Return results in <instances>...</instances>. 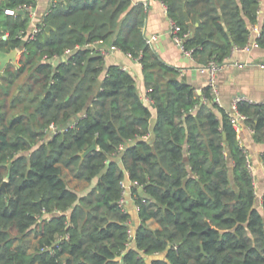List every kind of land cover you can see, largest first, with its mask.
I'll use <instances>...</instances> for the list:
<instances>
[{"label": "trees", "instance_id": "trees-1", "mask_svg": "<svg viewBox=\"0 0 264 264\" xmlns=\"http://www.w3.org/2000/svg\"><path fill=\"white\" fill-rule=\"evenodd\" d=\"M161 1L201 65L244 46L251 24L264 48V0ZM22 4L35 0H0V48L21 49L0 78V264H264V193L257 204L237 128L208 86L198 93L152 48L145 5L54 1L24 39L29 15L6 12ZM109 37L141 63L150 103L131 72L86 45ZM236 108L264 142V101ZM126 178L133 240L118 202Z\"/></svg>", "mask_w": 264, "mask_h": 264}, {"label": "crops", "instance_id": "crops-1", "mask_svg": "<svg viewBox=\"0 0 264 264\" xmlns=\"http://www.w3.org/2000/svg\"><path fill=\"white\" fill-rule=\"evenodd\" d=\"M53 2L54 0H35L30 12L28 9H20V12H25L29 15L27 30H31L33 26L42 23L44 15ZM132 2H140L145 5L146 16L143 30L146 39L151 38L149 43L152 48L164 62L178 69L179 77L191 84L198 93H201L208 84V71L205 67H201L202 65L192 55L182 51L173 39L169 32L170 20L165 4L161 0H132ZM153 35L156 38H152ZM112 40L113 37H109L97 44V47L108 50V53L104 55L105 65L116 63L131 72L135 78L139 93L141 95L146 94L147 89L144 83L141 63L119 48H112ZM19 56L20 51L18 50L17 60ZM60 57L63 59L62 56ZM60 57H57V59ZM235 62H239V64H235ZM216 81L218 104L224 107L228 113L233 112L232 101L236 96H240L250 102H263L264 48L257 44L249 51H232L226 58L224 65L217 72ZM237 135L241 146L251 159V161H248L254 177L256 202L260 204L261 196L264 193V166L260 158V155L264 153V142L254 140L252 129L245 121L239 122ZM257 194L260 197L259 199H257ZM124 208L130 213L133 229L140 221L137 205L130 193L126 196Z\"/></svg>", "mask_w": 264, "mask_h": 264}, {"label": "built area", "instance_id": "built-area-1", "mask_svg": "<svg viewBox=\"0 0 264 264\" xmlns=\"http://www.w3.org/2000/svg\"><path fill=\"white\" fill-rule=\"evenodd\" d=\"M54 1H58V0H54ZM33 5L32 4H22L19 5L16 9H6V12L8 13H15V11L17 9H21V10H25L28 9V11L30 12L32 9ZM170 20V29L169 32L172 35L173 39L175 40V42L177 43V45L181 48L182 51H184L185 53H188L191 55V51L184 48L183 45V37L180 36L178 34V30L179 27L178 25L169 17ZM40 30V26L39 25H35L33 26V28L31 30H21L20 31V36L23 37L24 39H32L34 38V36L36 35V33ZM260 34V29L258 27V25H250V36H249V41L242 47H233L232 51L235 50H246L249 51L253 46L257 45L256 42V37ZM152 38H156L155 35L152 36ZM148 42L151 41V38L147 39ZM100 43L99 41H95L92 43H88L86 45L91 46V47H95L98 51H100V53L104 55H106L108 53V50L106 49H102L100 47H97V44ZM112 48L116 47L115 45L111 46ZM19 51H21V49H18ZM231 51V53H232ZM230 53V54H231ZM229 54V55H230ZM228 55V56H229ZM228 56L226 58H228ZM62 58L65 59V54L62 55ZM226 58L224 59V61L222 63L218 62L215 59H210L207 61L206 64L202 65L201 67H205L208 71V84L207 86L209 87L210 93L212 94L214 101H216L217 103L219 102V98H218V89H217V81H216V77H217V72L219 71V69L221 68L222 65H224V63L226 62ZM138 60V59H137ZM235 64H239V62H235ZM143 99L147 102L150 103V99L147 96V94L142 95ZM244 99L240 96H236L233 101H232V108H233V112L229 113L230 115V119L231 121L235 124L237 130L239 128V122L240 121H244L246 116L244 114H242L241 112H239L236 108V104L239 100ZM58 128V126H56L55 124L51 123L48 127L45 128V131L48 133V135H51V133L55 132ZM122 147V146H120ZM249 169L251 171V166L248 163ZM122 185V193H121V197L119 199V204L121 206L124 207V203H125V199L127 194H131L132 198L134 197L132 192H131V186L133 185V182H131L130 180L127 181V178L124 179L121 182ZM134 199V198H133ZM138 208V207H137ZM129 224V237L130 239L133 240L134 238V231L131 227V221L130 219L127 222ZM122 264V263H121Z\"/></svg>", "mask_w": 264, "mask_h": 264}, {"label": "water", "instance_id": "water-1", "mask_svg": "<svg viewBox=\"0 0 264 264\" xmlns=\"http://www.w3.org/2000/svg\"><path fill=\"white\" fill-rule=\"evenodd\" d=\"M186 20L189 21V17L187 14H186ZM50 27H51L50 25H46V29H49ZM17 55H18V48H13L9 51H5V50L0 48V78L3 75L4 68L8 64L17 63ZM96 148H97V144H96V140L94 139L92 144L81 152V156H85L88 152H90ZM5 181L6 180H4L1 187L4 186Z\"/></svg>", "mask_w": 264, "mask_h": 264}, {"label": "rangeland", "instance_id": "rangeland-1", "mask_svg": "<svg viewBox=\"0 0 264 264\" xmlns=\"http://www.w3.org/2000/svg\"><path fill=\"white\" fill-rule=\"evenodd\" d=\"M0 89H3V86L0 85ZM248 160L251 161V159L248 157ZM64 176L66 177L68 183L75 187L77 190L81 191L85 188L86 186V181L82 180V179H77L75 177H73L66 169L63 170ZM254 178V177H253ZM256 189V188H255ZM259 195L257 194V199H259ZM152 225H155V223H151ZM31 237V242H34L36 237L31 233L30 234Z\"/></svg>", "mask_w": 264, "mask_h": 264}]
</instances>
